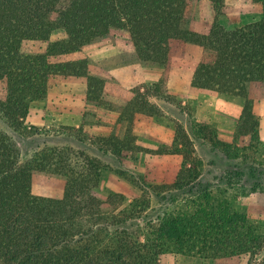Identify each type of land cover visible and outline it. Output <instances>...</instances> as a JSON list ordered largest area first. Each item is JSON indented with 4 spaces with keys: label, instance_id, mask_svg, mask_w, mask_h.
<instances>
[{
    "label": "trees",
    "instance_id": "obj_1",
    "mask_svg": "<svg viewBox=\"0 0 264 264\" xmlns=\"http://www.w3.org/2000/svg\"><path fill=\"white\" fill-rule=\"evenodd\" d=\"M200 1L0 0L1 117L21 131L31 107L67 77L86 79L89 104L118 110L106 106L105 82L90 75L83 50L124 32L138 59L160 68L177 46L198 47L191 87L238 104V131L258 138L253 107L264 100V18L227 28L218 23L226 0H207L214 21L207 33H197L190 28L191 8ZM254 2L264 6V0ZM56 30L65 38L52 42ZM128 109L131 122L154 105L137 94L121 112ZM176 136L174 151L157 154L181 156L173 190L182 191L199 178L201 162L185 132ZM129 138L134 145V137H125L120 149L132 150ZM35 176L60 179L62 196L34 195ZM101 176L96 159L71 148H44L23 157L17 143L0 131V264H159L166 253L220 258L255 255L263 245L258 227L244 213L216 207L208 195L144 222L147 203L140 198L126 203L115 193L101 197Z\"/></svg>",
    "mask_w": 264,
    "mask_h": 264
},
{
    "label": "rangeland",
    "instance_id": "obj_2",
    "mask_svg": "<svg viewBox=\"0 0 264 264\" xmlns=\"http://www.w3.org/2000/svg\"><path fill=\"white\" fill-rule=\"evenodd\" d=\"M260 18H264V6L254 0H226L218 23L233 28ZM213 21L209 1L192 6L191 30L207 33ZM63 38L64 32L56 30L50 41ZM83 54L90 75L105 82L106 106L118 110L89 104L85 78H63L31 107L21 131L12 129L0 115V131L17 143L22 156L29 158L44 148H71L96 159L102 168L98 194H122L126 203L144 200V222L175 212L185 200L208 195L212 205L244 213L264 241V118L259 120L258 138L244 136L238 131V104L216 92L191 87L201 50L177 46L168 65L160 68L141 62L128 34L121 32L86 46ZM137 94L154 109L134 114L130 122L131 110L122 113L121 109ZM180 130L201 162L199 178L182 191L173 190L181 156L157 154L174 151ZM125 137H134V145L130 138V144L126 143L132 150L120 149ZM63 191L58 178L35 176L32 180L34 195L56 198ZM159 264H264V242L255 255L205 259L166 253Z\"/></svg>",
    "mask_w": 264,
    "mask_h": 264
},
{
    "label": "crops",
    "instance_id": "obj_3",
    "mask_svg": "<svg viewBox=\"0 0 264 264\" xmlns=\"http://www.w3.org/2000/svg\"><path fill=\"white\" fill-rule=\"evenodd\" d=\"M258 110V112H256ZM254 114H256V117L258 120L264 118V100H260L255 102L253 107Z\"/></svg>",
    "mask_w": 264,
    "mask_h": 264
}]
</instances>
